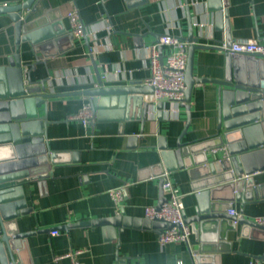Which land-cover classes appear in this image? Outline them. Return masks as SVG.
Here are the masks:
<instances>
[{
    "label": "crops",
    "instance_id": "crops-1",
    "mask_svg": "<svg viewBox=\"0 0 264 264\" xmlns=\"http://www.w3.org/2000/svg\"><path fill=\"white\" fill-rule=\"evenodd\" d=\"M21 1L0 0V5ZM71 1L79 9L86 34L74 37L73 48L47 58L46 63L38 64L31 72L33 80L48 77L47 92L54 97L47 99L50 123L46 139L62 161L51 165L52 175L45 183L34 181L25 186L28 206L33 210L17 218V222L19 231H32L26 238L31 264H72L64 255L77 249L83 250L79 256L81 264H118V256L126 264H196L192 251L199 242L194 233L188 242L162 245L160 230L153 228L127 226L116 239H110L99 225L62 227L70 222L113 216L121 209L131 217H146V207L156 206L160 194V177L154 175L153 169L160 162L158 140L163 136L168 146L174 147L187 118L184 106L174 118L163 114L159 120L158 111L153 116L147 114L144 124L138 117H112L98 120L93 127L91 121L86 125L71 118L89 104L87 96L75 92L95 86L98 74L104 84H125L129 80L145 83L151 75L145 47L166 32L180 38L189 33L184 0H41L29 20L39 24V18L50 11L71 32L66 17ZM189 3L195 33L201 43L210 46L196 51L195 76L222 79L228 54L216 45L226 41L225 29H216L214 13L206 0ZM227 13L233 41H264V0H227ZM108 21L111 31L107 29ZM13 24L8 13H0V66L15 51ZM68 44L63 40L60 46ZM28 48L29 43L21 44L25 74L30 69L28 64L35 61L33 54L26 52ZM58 49L55 44L53 50ZM190 104L191 122L182 141L196 142L216 134L218 85L206 82L195 86ZM163 107H170V103L165 101ZM39 110L40 114L45 113L43 106ZM138 113L136 105H131L128 113L126 107V116ZM224 151H211L210 155L218 157ZM166 176L180 195L185 213L192 214L195 200L187 169ZM252 176L256 185H264V170ZM120 186H124L123 196L117 203L110 192ZM233 208L239 218L253 221L264 215V199L246 204L234 201ZM1 226L0 220V230ZM225 244L212 264H249L258 259L254 254L264 252V241L243 237L238 231L235 237L230 234ZM14 258L23 264L18 253Z\"/></svg>",
    "mask_w": 264,
    "mask_h": 264
},
{
    "label": "water",
    "instance_id": "water-1",
    "mask_svg": "<svg viewBox=\"0 0 264 264\" xmlns=\"http://www.w3.org/2000/svg\"><path fill=\"white\" fill-rule=\"evenodd\" d=\"M41 0H22L16 4L0 5V13H8L15 30V51L0 66V260L8 264L10 258L19 254L23 264H31L26 238L32 231H19L17 218L28 215L33 208L28 206L25 186L38 181L43 184L52 175L51 165L61 161L60 154L52 152L47 141L48 100L54 97L47 92V79H32V71L46 59L74 47L72 32H68L60 17L46 11L39 24L29 20L36 12ZM146 1V0H145ZM187 16L188 60L185 72L186 124L178 136L176 145L169 147L165 137L160 136L158 149L160 162L154 164V175L160 177L159 200L155 206L160 210L167 201L163 184L166 174L187 169L192 180L194 204L192 214L184 211L185 220L191 226L199 242L192 251L196 264H212L227 245L228 237L237 234L254 241H264V227L253 221L231 215L228 210L234 201L246 204L251 200L264 199V185L254 183L253 174L264 170V58L254 54H228L225 75L222 79L195 76V54L197 50L210 46L200 42L195 33L189 0H184ZM207 7L214 13L217 30L225 29L226 41L232 42L228 23L227 0H206ZM27 13L24 15V12ZM138 37V36H137ZM158 37V36H157ZM159 39V38H158ZM69 44L62 48L61 41ZM89 45L88 38L85 36ZM29 43L26 52L32 53L35 61L30 62L25 74L21 44ZM137 43H140L139 41ZM57 44L58 50H53ZM61 47V48H60ZM42 56V57H40ZM97 84L77 91L88 97L93 110L91 124L98 120L117 117L147 120L150 107L149 97L153 86L141 80H129L125 84H104L97 75ZM206 82L218 85V132L213 136L185 143L182 141L191 122V98L195 86ZM164 101L156 104L157 117L163 118ZM137 106L136 116H126L130 106ZM45 113L40 114L39 108ZM136 138H133L135 140ZM226 145L221 156H212L213 148ZM102 226L110 239L125 227L158 229L171 228L174 224L162 219L131 217L125 210L113 216L70 222L72 226ZM56 228H52L54 230ZM162 229V230H161ZM264 261L263 254H254ZM118 264H126L118 256Z\"/></svg>",
    "mask_w": 264,
    "mask_h": 264
},
{
    "label": "built area",
    "instance_id": "built-area-1",
    "mask_svg": "<svg viewBox=\"0 0 264 264\" xmlns=\"http://www.w3.org/2000/svg\"><path fill=\"white\" fill-rule=\"evenodd\" d=\"M71 32L74 37L82 38L86 34L85 23L81 18L79 9L74 1L69 2L66 12ZM107 29L111 31L112 24L108 21ZM216 47L227 54L244 53L259 55L264 58V41L256 39H238L232 40L230 44L223 41ZM150 59L151 75L145 82L153 86V94L148 97L150 107L148 114L153 116L156 114V104L159 100L169 102L170 107H163L162 112L167 118L177 117L180 107L185 104V72L188 60V42L182 40L179 36L166 32L159 39L145 47ZM94 113L90 104L85 105L82 110L71 116L73 119H80L84 124H88ZM225 147L213 148L211 151L216 154ZM167 201L163 203L160 210L155 206L146 207V216L154 219H162L171 222L174 225L171 228H165L159 233V242L164 245L171 242H188L192 234L191 226L185 220L184 204L179 194L174 190L170 180H166L163 184ZM124 186L111 190V195L117 203L123 196ZM228 213L237 215L236 208H230ZM253 222L264 227V215L256 216ZM57 231H55L56 233ZM83 250H72L64 255L69 257L72 264H81L80 254ZM9 264H21L19 260L13 258ZM249 264H264L261 259L252 260Z\"/></svg>",
    "mask_w": 264,
    "mask_h": 264
}]
</instances>
